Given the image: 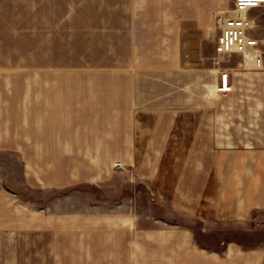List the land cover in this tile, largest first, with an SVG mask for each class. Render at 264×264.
<instances>
[{"label": "crops", "instance_id": "obj_1", "mask_svg": "<svg viewBox=\"0 0 264 264\" xmlns=\"http://www.w3.org/2000/svg\"><path fill=\"white\" fill-rule=\"evenodd\" d=\"M183 1L0 0V77L112 78L104 94L95 83L87 101L98 150L62 152L60 166H47L46 181L50 188L78 182L100 189L85 193L95 237L102 197L140 184L156 197L162 209L156 224L139 228L136 239L135 221L149 214H111L115 231L126 230L116 233L120 243L101 251L126 253L118 264H264V236L249 244L203 243L193 227L218 238L230 229L255 238L264 230V5L246 12L262 52L216 61L214 44L207 54L185 40L192 31L183 32L181 16L189 11ZM189 2L197 14L198 0ZM223 73L229 90L218 89ZM103 141L109 143L101 152ZM32 157L29 163H37ZM22 211L0 174V230ZM69 220L46 215L51 252L58 228L56 236H78ZM130 253L136 255L128 259Z\"/></svg>", "mask_w": 264, "mask_h": 264}, {"label": "rangeland", "instance_id": "obj_2", "mask_svg": "<svg viewBox=\"0 0 264 264\" xmlns=\"http://www.w3.org/2000/svg\"><path fill=\"white\" fill-rule=\"evenodd\" d=\"M189 1H183L189 11L182 13L181 23L187 26L183 32L185 29L192 31V38L185 40L197 42L199 52L212 54L214 38L219 31L218 20L235 13L234 0H198L197 14L191 9ZM247 56L253 58L254 54ZM116 79L121 81L123 78ZM111 80L108 77L78 76L0 77V174L14 204L23 209L15 213L17 218L14 221H6L7 229L0 230V264H118L127 260L126 253L101 251L117 243V240L120 243L116 233L121 234L126 230L123 227L115 231V222L111 224L110 216L128 213L138 219L141 214H149L147 220L135 221L133 239H136L139 228L155 226V215L162 209L155 196L147 197L142 184L133 189H124L123 194L112 199L102 197V231L96 237L94 233L97 231L89 222L92 219L90 215L94 213L93 202L85 193L91 190L98 194L100 189L91 185L89 190H85V186L78 182H68L63 188L47 187L51 185L46 181L47 166H60L62 152L98 150L99 141L94 140V118L88 113L93 107L92 101H87L93 96L91 91L95 83L99 86L101 83L104 94V84L111 83ZM42 103L43 106L38 105ZM105 128L103 125V137L108 136ZM108 143L102 142L101 152L106 150ZM31 156L37 163H29ZM74 157H70L71 163ZM167 160H171V157ZM116 162L115 165L120 166ZM73 168V165L69 166L70 171ZM127 194H130L129 198H125ZM52 213L70 219L66 223L74 224L73 232L79 236H56L61 234L58 228L53 237L55 252H51V230L46 231L44 225L46 215ZM263 225L260 228L264 229ZM193 227L197 239L203 243L217 244L236 239L249 244L264 236V230L255 238L249 236L247 231L230 229L218 238L215 233H200L196 225ZM121 239L124 240V237ZM133 255L128 254V259H132Z\"/></svg>", "mask_w": 264, "mask_h": 264}, {"label": "built area", "instance_id": "obj_3", "mask_svg": "<svg viewBox=\"0 0 264 264\" xmlns=\"http://www.w3.org/2000/svg\"><path fill=\"white\" fill-rule=\"evenodd\" d=\"M264 0H234L233 11L235 16H225L218 21V34L215 38L214 51L215 60L218 61L222 55L231 52L245 54L246 51L260 54L262 49L258 39L249 35L253 27L252 18L247 15V10L252 7L263 6ZM226 73L220 75L221 85L218 89L229 90Z\"/></svg>", "mask_w": 264, "mask_h": 264}, {"label": "bare ground", "instance_id": "obj_4", "mask_svg": "<svg viewBox=\"0 0 264 264\" xmlns=\"http://www.w3.org/2000/svg\"><path fill=\"white\" fill-rule=\"evenodd\" d=\"M235 13L233 14V15H227V16H235V15H237V12L236 11H234ZM223 18V17H222ZM221 19V18H220ZM219 21V20H218ZM232 53V52H231ZM237 53V52H236ZM252 52H248V51H246L245 52V54L244 55H248V54H251ZM255 55V54H254ZM258 55V53H256V55L255 56H257ZM252 58V57H251Z\"/></svg>", "mask_w": 264, "mask_h": 264}]
</instances>
